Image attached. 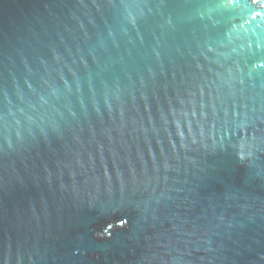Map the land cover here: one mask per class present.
Instances as JSON below:
<instances>
[{
	"label": "water",
	"instance_id": "water-1",
	"mask_svg": "<svg viewBox=\"0 0 264 264\" xmlns=\"http://www.w3.org/2000/svg\"><path fill=\"white\" fill-rule=\"evenodd\" d=\"M262 64L264 0H0V264H264Z\"/></svg>",
	"mask_w": 264,
	"mask_h": 264
},
{
	"label": "snow or ice",
	"instance_id": "snow-or-ice-1",
	"mask_svg": "<svg viewBox=\"0 0 264 264\" xmlns=\"http://www.w3.org/2000/svg\"><path fill=\"white\" fill-rule=\"evenodd\" d=\"M225 2H227V0H225ZM257 2H259V0H253V3H257ZM261 67H264V64H262ZM242 159H243V157H242Z\"/></svg>",
	"mask_w": 264,
	"mask_h": 264
},
{
	"label": "trees",
	"instance_id": "trees-1",
	"mask_svg": "<svg viewBox=\"0 0 264 264\" xmlns=\"http://www.w3.org/2000/svg\"><path fill=\"white\" fill-rule=\"evenodd\" d=\"M102 226H103V227H108V224H103Z\"/></svg>",
	"mask_w": 264,
	"mask_h": 264
}]
</instances>
